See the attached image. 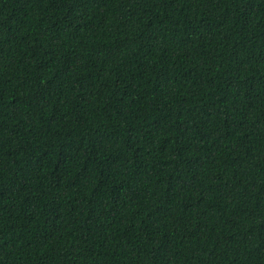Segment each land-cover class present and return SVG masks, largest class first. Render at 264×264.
Masks as SVG:
<instances>
[{
	"label": "trees",
	"instance_id": "16d2710c",
	"mask_svg": "<svg viewBox=\"0 0 264 264\" xmlns=\"http://www.w3.org/2000/svg\"><path fill=\"white\" fill-rule=\"evenodd\" d=\"M0 264H264V0H0Z\"/></svg>",
	"mask_w": 264,
	"mask_h": 264
}]
</instances>
